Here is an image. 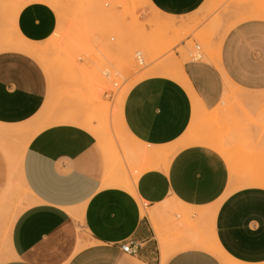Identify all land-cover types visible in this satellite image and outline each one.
<instances>
[{"label":"crops","instance_id":"crops-1","mask_svg":"<svg viewBox=\"0 0 264 264\" xmlns=\"http://www.w3.org/2000/svg\"><path fill=\"white\" fill-rule=\"evenodd\" d=\"M144 1L146 18H180L209 0ZM228 6L231 27L205 58L175 61L183 81L151 75L126 92L129 150L167 158H143L152 164L135 178L116 170L122 151L94 122L43 115L46 73L15 42L51 37L54 8L0 9L2 42L11 33L0 42V264H264V0ZM218 141L237 142L222 152ZM14 184L27 203L12 218Z\"/></svg>","mask_w":264,"mask_h":264},{"label":"rangeland","instance_id":"rangeland-1","mask_svg":"<svg viewBox=\"0 0 264 264\" xmlns=\"http://www.w3.org/2000/svg\"><path fill=\"white\" fill-rule=\"evenodd\" d=\"M29 1L49 4L58 17L47 40L15 42L28 46L26 52L46 73L48 98L43 115L49 124L82 120L91 126L94 122L95 129L108 133L122 151L127 168L119 170L116 165V170L135 178L152 162L129 150L130 141L118 114L121 101L140 79L159 75L175 61L192 59L195 46L200 47L198 54L204 59L231 27L229 0H209L194 14L180 18L154 12L146 18L139 10L146 6L144 0H0V9L15 12ZM10 34L3 40H10ZM183 41L186 44L181 47ZM218 142L226 144L228 150L237 141ZM7 199L12 218L27 203L21 185L14 184Z\"/></svg>","mask_w":264,"mask_h":264},{"label":"bare ground","instance_id":"bare-ground-1","mask_svg":"<svg viewBox=\"0 0 264 264\" xmlns=\"http://www.w3.org/2000/svg\"><path fill=\"white\" fill-rule=\"evenodd\" d=\"M264 10V9H263ZM263 16V15H262ZM160 74H166V75H170L173 77H177L180 80L183 81L182 78V71H181V67L178 64V62H173L171 63V65H169L168 67L164 68L163 71ZM123 100L121 101V105H122ZM120 105V107H121ZM64 122V120H63ZM210 142V141H209ZM211 143V142H210ZM215 145V147H217L220 151L225 152L227 151L226 149V144L222 143V142H215L213 143ZM106 145V144H105ZM107 147V146H106ZM109 149V148H108ZM140 149V153H138L139 155H142L143 157H150L151 159L154 160V162L157 164V161H159V159H163V151L162 150H157V149H153V150H147L145 147L139 148ZM167 158L163 159V165L165 166V164L167 163ZM126 187L131 190L132 186L131 183L128 181L126 182Z\"/></svg>","mask_w":264,"mask_h":264},{"label":"built area","instance_id":"built-area-1","mask_svg":"<svg viewBox=\"0 0 264 264\" xmlns=\"http://www.w3.org/2000/svg\"><path fill=\"white\" fill-rule=\"evenodd\" d=\"M195 49H196V53H195L193 59H198V58L200 57V55L198 54V52H199V47L196 46ZM136 57H137L138 61L141 62L140 54H139V53H136ZM121 249H122L124 252H126V253H130V254L135 253V250L132 249L131 243H125V244H122V245H121Z\"/></svg>","mask_w":264,"mask_h":264}]
</instances>
